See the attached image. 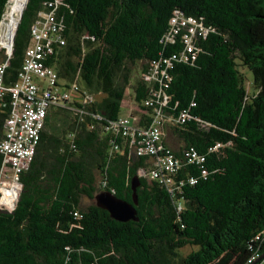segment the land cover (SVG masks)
Listing matches in <instances>:
<instances>
[{"label":"trees","instance_id":"1","mask_svg":"<svg viewBox=\"0 0 264 264\" xmlns=\"http://www.w3.org/2000/svg\"><path fill=\"white\" fill-rule=\"evenodd\" d=\"M7 1L0 0V21ZM41 10L52 11L64 39L45 63L63 88L79 81L101 98L77 102L71 94L48 108L17 199L5 202L10 210L0 207V264H249L259 257L264 0H25L10 54L0 50L5 84L15 79ZM135 63L132 101L142 113L124 131L117 120L132 77L126 66ZM157 110L161 149L137 155ZM8 112L4 97L0 140ZM166 151L177 162L168 184L152 176ZM134 176L135 220L116 221L94 205L101 191L131 203Z\"/></svg>","mask_w":264,"mask_h":264},{"label":"built area","instance_id":"2","mask_svg":"<svg viewBox=\"0 0 264 264\" xmlns=\"http://www.w3.org/2000/svg\"><path fill=\"white\" fill-rule=\"evenodd\" d=\"M24 4L25 0H22L18 12L12 16V23L8 21L10 24L8 28L5 19L6 10L0 21V50L7 56L11 51L13 29ZM10 5L11 0H8L6 8L8 9ZM50 6L51 4H47V7ZM200 29L191 27L188 28V32L199 34ZM59 30L60 26L54 22L51 10L37 12L29 28V44L23 51L20 68L15 79L8 84L4 83L5 64L0 62V100L8 97L9 107L0 140V204L2 205L8 202L4 198V194L7 193L15 201L14 191L18 192L20 188L17 182L18 176L26 168L35 152L48 108L63 100H69L71 94L78 96L77 102L97 100L95 94L84 92L77 83L67 84L68 86L63 88L64 84L59 81L54 69L45 63V60L54 54L55 49L64 45V39ZM185 42H189V37H185ZM142 78L148 80L150 77L145 75ZM144 103L147 104V102ZM156 112L158 117L144 132L146 136L144 145L137 149V155L154 154L161 149L159 116L162 112L160 110ZM117 124L124 131H129L131 128L129 118L126 116L119 117ZM156 164L158 170L154 171L152 176L157 177L164 184L170 183V175L177 168L176 160L166 151L157 158ZM259 240L264 244V229ZM256 258L258 255L253 254L247 262L251 263Z\"/></svg>","mask_w":264,"mask_h":264},{"label":"water","instance_id":"3","mask_svg":"<svg viewBox=\"0 0 264 264\" xmlns=\"http://www.w3.org/2000/svg\"><path fill=\"white\" fill-rule=\"evenodd\" d=\"M21 11L19 13V16L21 14ZM15 28L16 25L14 26L13 33L15 31ZM137 184H138L137 177L135 176L132 177L130 180L131 203L117 199L107 191H101L94 195L93 197L94 205L97 208L105 210L109 214V216L116 221L125 222L128 220H135L134 218L135 211L133 209V205L136 204L135 188ZM7 194H4V198ZM262 257H264V252L249 264H255Z\"/></svg>","mask_w":264,"mask_h":264},{"label":"rangeland","instance_id":"4","mask_svg":"<svg viewBox=\"0 0 264 264\" xmlns=\"http://www.w3.org/2000/svg\"><path fill=\"white\" fill-rule=\"evenodd\" d=\"M20 2H21V0H11V3L15 7L14 13H17V9H18V6H19ZM7 10L8 9L6 8V11ZM126 67L129 69V72H130L132 77L130 78L129 83H128L127 87L124 90L123 99L121 101V111L120 112H121L122 116H126L127 118H130V119L132 118L133 122L136 123L137 120H138L139 115L142 112L140 110H138V108L135 107V105L133 104V101H132V84H133L132 81L135 79V76H138L139 63H135L133 65H127ZM246 77L248 78V80H250V75L248 73H246ZM77 85L79 86L80 89L84 88L83 87L84 85L81 82H79V84H77ZM95 97H96L97 100H99L101 98V95L96 94ZM168 127H169L168 123H165L164 135H167V142H169V143H171V145H173L174 141H176V140L174 139V137L172 135L167 133L168 132ZM16 193L17 192L14 191V195H15L14 198L16 197ZM18 193H19V191H18ZM5 197H6L7 201L14 202L12 200V197H11L10 194H7ZM0 207L3 208V209L5 208L7 210H10V209H8L7 206L2 205V204H0ZM184 252H185V250L182 251V253H184ZM261 262L263 263L264 259H262L259 263H261Z\"/></svg>","mask_w":264,"mask_h":264},{"label":"bare ground","instance_id":"5","mask_svg":"<svg viewBox=\"0 0 264 264\" xmlns=\"http://www.w3.org/2000/svg\"><path fill=\"white\" fill-rule=\"evenodd\" d=\"M14 11H15V7H14V5L11 3V5L9 6V8H8V10H7V12H6V14H5V19H6V21H7V24H6V26H7V28L9 27V25L10 24H8V21L9 22H11L12 23V16H13V14H14ZM17 12H18V9H17ZM17 192V191H16ZM15 196V195H14ZM8 197V196H7ZM16 197H17V194H16ZM16 197H15V200H16ZM14 203H15V201H14Z\"/></svg>","mask_w":264,"mask_h":264},{"label":"crops","instance_id":"6","mask_svg":"<svg viewBox=\"0 0 264 264\" xmlns=\"http://www.w3.org/2000/svg\"><path fill=\"white\" fill-rule=\"evenodd\" d=\"M5 10H6V8H5ZM4 13H5V11H4ZM4 13H3V14H4ZM259 264H264V262H263V263L261 262V263H259Z\"/></svg>","mask_w":264,"mask_h":264},{"label":"clouds","instance_id":"7","mask_svg":"<svg viewBox=\"0 0 264 264\" xmlns=\"http://www.w3.org/2000/svg\"><path fill=\"white\" fill-rule=\"evenodd\" d=\"M20 189V188H19ZM16 199H17V197H16ZM16 201V200H15Z\"/></svg>","mask_w":264,"mask_h":264}]
</instances>
